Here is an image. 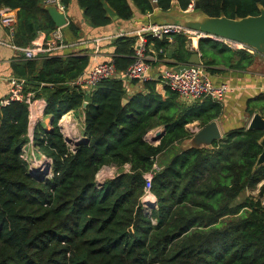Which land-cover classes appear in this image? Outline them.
Instances as JSON below:
<instances>
[{"label": "trees", "instance_id": "obj_1", "mask_svg": "<svg viewBox=\"0 0 264 264\" xmlns=\"http://www.w3.org/2000/svg\"><path fill=\"white\" fill-rule=\"evenodd\" d=\"M66 10L72 0H61ZM182 10L190 0H176ZM199 11L212 17L259 15L264 0H198ZM86 22L103 28L118 16L129 21L134 7L143 13L168 11L174 0H78ZM18 10L14 43L29 45L39 33L57 26L45 0H0V9ZM68 28L79 35V27ZM157 39L148 46L186 63L196 50L187 48V35ZM137 37L114 40L119 73L132 64ZM209 73L216 66L246 70L260 53L232 49L224 41L203 38L199 49ZM197 52V51H196ZM90 57L43 56L15 64L25 79L24 93L47 102L44 116L53 117L52 129L38 122L33 132L35 151L53 161V176L39 180L23 157L30 143L31 110L27 101L0 106V264H264V164L261 129L241 127L226 132L213 148H179L192 137L187 125L201 126L219 118L223 105L210 98L183 109L179 93L170 87L167 98L157 91L158 80L142 82L129 95L120 78L103 80L88 93L73 86L90 66ZM133 83H140L135 80ZM127 103L124 104L123 100ZM88 102L86 108L84 103ZM249 113H264V103ZM1 103V100H0ZM183 104V103H182ZM69 111L85 115L76 151L70 149L59 122ZM159 144L147 135L159 128ZM162 169L154 175L151 191L157 207L146 211V174L159 157ZM116 167L114 177L98 184L104 167ZM260 198H238L259 184Z\"/></svg>", "mask_w": 264, "mask_h": 264}, {"label": "built area", "instance_id": "obj_2", "mask_svg": "<svg viewBox=\"0 0 264 264\" xmlns=\"http://www.w3.org/2000/svg\"><path fill=\"white\" fill-rule=\"evenodd\" d=\"M46 4H55L58 9L66 12V7L62 3L61 0H45ZM158 0H153V2H157ZM198 0H190L187 12H192L197 9ZM10 8L4 7L0 11L1 22L2 24L9 29L10 35L12 37L15 36L17 30V16L9 11ZM13 10V9H12ZM63 27H57V29L53 32V34L49 37L43 36L34 39L28 46L18 47L14 45L15 48L21 50L24 54V57L28 60H35L43 56H51L55 52L68 47L67 43H65L64 33L62 30ZM131 35H135L137 37V43L135 47V53L133 55V62L129 66V68L123 72L119 73L117 71V67L114 61V57L106 60L99 61V47L95 50L94 55V63L91 64L87 70H85L75 81L72 82L73 86H77L80 89L88 93H92L98 85L106 79L110 78H120L124 81L133 82L135 80L139 82H145L150 80H158V78H154L151 74L152 62L157 58L156 55H151L148 46V36L157 39L168 38L172 39L174 35L185 34L187 35L189 41L188 46L190 50H197L196 42L200 41L203 38H207L203 32H199L193 29H188L187 27L178 24V23H155L149 22L145 24L143 27L138 30L130 33ZM100 39L97 40L99 42ZM231 44L240 49H247L251 53L254 51L248 47H245L242 44L235 43L230 41ZM163 50H160V53ZM160 83L166 88L170 87L171 89L177 91L182 100L188 101L190 103H194L197 101H203L207 98H210L216 102L223 103L227 97V95L232 91L230 85L226 83H215L208 73L205 65L198 64L193 66L183 72H178L174 68L165 69L159 75ZM24 83L25 79H12V87L10 90V94L8 97L1 100L0 106H4L9 104L12 101H27L30 105L31 110V127L29 136L31 138L30 143L27 146H31L33 144V132L36 127V121L38 122V118L36 119V113L38 111L43 112L47 106L46 102L42 100V105L40 109L36 110V99L34 92L24 93ZM73 112L69 111L67 114L63 115L59 122L60 129L64 135L65 140L70 146L71 151L75 152L77 145L82 142L86 137L83 134V131L79 130V122L75 119ZM83 116V115H82ZM85 119V117L83 116ZM83 127V129H82ZM81 127L84 130V125ZM200 129V128H199ZM197 129V131L199 130ZM196 131V130H195ZM196 131V132H197ZM148 136V135H147ZM155 136V135H154ZM152 137V135H151ZM148 138L147 140L149 141ZM157 141L153 144H159ZM24 149V153L26 148ZM35 150H33L32 154L34 155ZM24 157V154H23ZM25 158V157H24ZM51 159V158H50ZM48 158H45L41 161L51 163L50 169H48V173L45 174L44 178L42 176L44 171L47 169V165L44 167H40L37 162H35V166L31 169L30 173L36 178L40 180H47L53 176V161ZM39 162V163H40ZM107 169H111L113 173H110ZM162 167L155 163L153 170L146 174L147 186H146V196L144 198V204L146 211L150 212L153 207H157V199L155 195L152 193V180L156 172L160 171ZM103 171H108V175H112L113 177L117 173L116 167H104ZM102 171V172H103ZM39 176V177H38ZM111 178V177H107ZM105 180L100 181L98 179V184L102 185Z\"/></svg>", "mask_w": 264, "mask_h": 264}, {"label": "crops", "instance_id": "obj_3", "mask_svg": "<svg viewBox=\"0 0 264 264\" xmlns=\"http://www.w3.org/2000/svg\"><path fill=\"white\" fill-rule=\"evenodd\" d=\"M153 1V0H152ZM155 3V2H153ZM47 5V4H46ZM1 11V9H0ZM13 14H15L18 18V10H9ZM66 17L68 24L62 28L64 33L65 43H67L68 47L61 49L55 52L53 55H75V56H88L90 57V65L94 63V55L95 50L99 47L98 60L106 61L114 57V40L122 35H131L130 33L138 30L143 27L145 24L149 22L155 23H169V22H179L181 19H190L197 18L200 13L196 9L192 12H187L186 10H182L178 6V2L174 0L173 7L168 11H162L160 9H155L152 12L143 13L138 8L134 7V16L129 21H123L119 18H116L117 15L113 17V22L103 28H93L86 22L83 14L82 8L78 4V0H72L70 6L67 8ZM118 17V16H117ZM70 22H74L79 27V35H75L69 28L68 25ZM53 34L51 32L49 35L41 32L38 34V37H49ZM35 38V39H36ZM100 39L99 42L97 40ZM173 41V38L170 39ZM224 41L226 45H228L232 49H239L234 47L230 41ZM200 41L196 42L197 50L199 49ZM16 45L14 43V37L10 35L9 29L5 27L1 22L0 15V100L8 97L10 94V90L12 87V79L18 78L16 72L14 70V65L21 63L26 60L24 54L21 50L14 47ZM18 46V45H16ZM28 46V45H27ZM25 47V46H18ZM187 48L189 49L188 43ZM149 51L151 55H156L155 61L152 62L151 74L154 78H158L159 75L165 70L169 68H174L178 64L170 66L171 63H175V60L170 57L171 50H167V54L165 57H159L160 52H158L153 44L149 46ZM195 51V52H196ZM202 54L200 51H198ZM162 53V52H161ZM201 63L203 64V60L201 58ZM182 64V63H180ZM204 65V64H203ZM216 69H222L223 73H214L211 74L213 81L215 83H226L231 86L232 91L227 95L225 101L222 103L223 111L217 121L223 133V136L226 132H229L234 129H238L241 127H248L249 120L255 113L250 116L249 113V105L248 102L255 97L261 96L264 94V58L257 57L254 63L248 67L246 70H236L223 65H219L215 67ZM207 69V67H206ZM23 79V78H18ZM127 89L129 95H133L138 91H142L143 85L140 83L128 82ZM157 91L167 98V89L159 83L157 85ZM42 100L45 101L44 98L36 99V110L40 109L42 105ZM181 106L183 109L190 108L193 103L182 100L180 98ZM46 102V101H45ZM195 103V102H194ZM47 104V102H46ZM45 112V110H44ZM43 112V115H44ZM261 112V111H258ZM262 113V112H261ZM264 115V113H262ZM43 115L40 114L38 117V122L44 120L41 119ZM73 115L76 120L78 117L83 119V116L79 114V112H73ZM45 118V116H44ZM36 121V123L38 124ZM83 125L85 120L83 119ZM36 124V125H37ZM46 127L48 123L45 122ZM200 121H194L187 125V129L192 133V136L196 133L197 129L201 128ZM48 128V127H47ZM165 128L159 127L157 129ZM196 130V131H195ZM156 129L151 131L156 133ZM152 134V136L155 135ZM159 157L160 158H163Z\"/></svg>", "mask_w": 264, "mask_h": 264}, {"label": "water", "instance_id": "obj_4", "mask_svg": "<svg viewBox=\"0 0 264 264\" xmlns=\"http://www.w3.org/2000/svg\"><path fill=\"white\" fill-rule=\"evenodd\" d=\"M200 3L197 2V9ZM46 9L53 18L57 27H64L68 24L67 17L64 11L58 9L55 4H47ZM199 11V10H198ZM200 15L197 18L181 19L179 22H172L181 24L188 29H193L205 33L207 38L216 40H226L239 43L252 49L254 52L260 53L264 56V7L260 6L259 15H249L242 18H229L226 16L212 17L199 11ZM116 18H118L116 16ZM202 54L198 51L193 53L186 63L178 64L175 70L183 72L193 66L201 64ZM123 103L126 104L127 100L124 99ZM88 102L84 103L86 108ZM53 117L47 118L52 125ZM249 129H261L264 132V115L261 112H256L249 120ZM164 129H158L155 136L151 137V143L160 142L165 135ZM223 138V133L219 126L217 119L209 122L201 127L191 138L185 140L183 144L185 149L192 147H207L213 148L214 143ZM263 151L259 156L257 166L264 164V136L261 140ZM51 163H47V169L44 171L42 179L47 174L51 167ZM39 177V176H38ZM37 178V177H36ZM38 179V178H37ZM41 179V178H40ZM39 179V180H40Z\"/></svg>", "mask_w": 264, "mask_h": 264}, {"label": "rangeland", "instance_id": "obj_5", "mask_svg": "<svg viewBox=\"0 0 264 264\" xmlns=\"http://www.w3.org/2000/svg\"><path fill=\"white\" fill-rule=\"evenodd\" d=\"M264 103V94L263 95H261V96H258V97H255L254 99H253V101H252V104L253 105H261V104H263ZM82 115V114H81ZM84 117H85V115H83ZM41 119H44L43 121L44 122H47L48 123V128L47 129H52V125L49 123V120H46L47 118H44V115H43V117H41ZM78 122H79V125H78V127H79V130L80 131H83L82 129H83V119L82 118H80V117H78ZM85 120V119H84ZM81 127H82V129H81ZM161 129H163V128H161ZM156 130H158V129H156ZM155 132H153L152 134H154ZM151 133H149L148 134V136H147V139L148 138H150L151 137V135H152ZM152 139H149V141L150 142H152L151 141ZM156 143V142H155ZM179 148H182V149H185V145L184 144H181V146H179ZM33 150H35L34 149V145L33 144H31V146H27V148H26V151H25V153H24V157H25V159H27L28 161H29V167H30V171H31V169L33 168V166H35V165H37V164H35V162H37L38 163V165H40V167L42 166V165H45V163L46 162H44V161H41L40 162V160H43V159H45V158H48V159H50L49 157H47V156H45V155H42V154H40L38 151H35L34 152V155L32 154V152H33ZM166 159V157L164 156L163 158H160L159 160H157V164L158 165H161L160 163L162 162V160L164 161ZM51 160V159H50ZM40 162V163H39ZM110 173H113L112 172V170L111 169H107ZM103 171V170H101L99 173H98V176H97V178L100 180V181H103V180H106L107 179V177H113L112 175H108V171ZM103 171V172H102ZM117 171V170H116ZM262 184H263V182H261L260 184H259V186H258V188L257 189H255V190H252V189H250V190H247L242 196H241V198H238L237 200H236V203H240L241 201H243L244 200V198L245 197H248V196H254L256 199L257 198H260L261 197V195H260V187L262 186ZM261 198H263V203H264V196H262ZM145 204H146V202H145Z\"/></svg>", "mask_w": 264, "mask_h": 264}, {"label": "bare ground", "instance_id": "obj_6", "mask_svg": "<svg viewBox=\"0 0 264 264\" xmlns=\"http://www.w3.org/2000/svg\"><path fill=\"white\" fill-rule=\"evenodd\" d=\"M40 114H41L40 111H38V112L36 113V119L40 116ZM46 165H47V162L45 163V165H42L41 167H44V166H46ZM146 202H147V200H146Z\"/></svg>", "mask_w": 264, "mask_h": 264}]
</instances>
